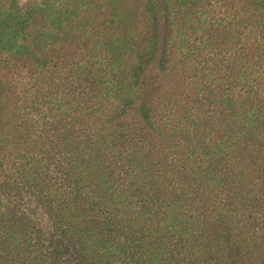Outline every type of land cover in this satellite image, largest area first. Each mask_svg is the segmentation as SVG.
<instances>
[{
	"label": "trees",
	"instance_id": "obj_1",
	"mask_svg": "<svg viewBox=\"0 0 264 264\" xmlns=\"http://www.w3.org/2000/svg\"><path fill=\"white\" fill-rule=\"evenodd\" d=\"M0 49V264H264V0H10Z\"/></svg>",
	"mask_w": 264,
	"mask_h": 264
},
{
	"label": "rangeland",
	"instance_id": "obj_2",
	"mask_svg": "<svg viewBox=\"0 0 264 264\" xmlns=\"http://www.w3.org/2000/svg\"><path fill=\"white\" fill-rule=\"evenodd\" d=\"M10 4V0H0V11L7 7ZM12 61V63L10 62ZM11 66L14 68L15 66V58L11 56H7L4 50L0 49V86L5 85L11 78H9L8 73L11 71ZM27 209L32 208L35 210L34 213H30L33 218H36L39 222L38 227L42 229L45 233L42 236L44 243L47 245L48 239L53 240L55 237H50L52 235L53 228L48 227L47 217L44 215L43 207L36 204L31 198L25 199V203H23ZM77 262L73 260L69 261V256H66L62 259V264H76Z\"/></svg>",
	"mask_w": 264,
	"mask_h": 264
}]
</instances>
